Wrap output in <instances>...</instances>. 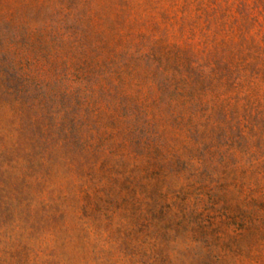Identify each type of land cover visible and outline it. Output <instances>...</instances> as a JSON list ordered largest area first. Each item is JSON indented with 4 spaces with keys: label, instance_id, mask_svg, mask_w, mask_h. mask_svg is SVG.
<instances>
[{
    "label": "rangeland",
    "instance_id": "1",
    "mask_svg": "<svg viewBox=\"0 0 264 264\" xmlns=\"http://www.w3.org/2000/svg\"><path fill=\"white\" fill-rule=\"evenodd\" d=\"M0 264H264V0H0Z\"/></svg>",
    "mask_w": 264,
    "mask_h": 264
}]
</instances>
